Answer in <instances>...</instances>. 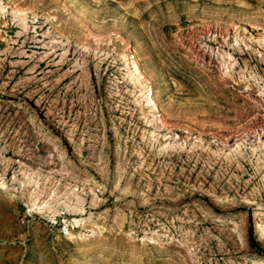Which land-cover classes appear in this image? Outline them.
Masks as SVG:
<instances>
[{"label": "rangeland", "instance_id": "obj_1", "mask_svg": "<svg viewBox=\"0 0 264 264\" xmlns=\"http://www.w3.org/2000/svg\"><path fill=\"white\" fill-rule=\"evenodd\" d=\"M0 264H264V0H0Z\"/></svg>", "mask_w": 264, "mask_h": 264}, {"label": "bare ground", "instance_id": "obj_2", "mask_svg": "<svg viewBox=\"0 0 264 264\" xmlns=\"http://www.w3.org/2000/svg\"><path fill=\"white\" fill-rule=\"evenodd\" d=\"M135 71L142 77L143 76V71L141 70L138 62H136L135 64ZM141 84H143V82H141ZM144 85V84H143ZM144 100H145V104L152 110H156L158 107H157V103L155 102L154 100V97H153V92H152V88L149 86L147 87V91H146V94L144 95ZM153 112V111H152ZM156 113V111H155Z\"/></svg>", "mask_w": 264, "mask_h": 264}]
</instances>
